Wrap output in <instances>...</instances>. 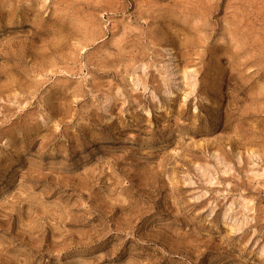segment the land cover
Masks as SVG:
<instances>
[{"label": "rangeland", "instance_id": "374dc122", "mask_svg": "<svg viewBox=\"0 0 264 264\" xmlns=\"http://www.w3.org/2000/svg\"><path fill=\"white\" fill-rule=\"evenodd\" d=\"M0 264H264V0H0Z\"/></svg>", "mask_w": 264, "mask_h": 264}]
</instances>
